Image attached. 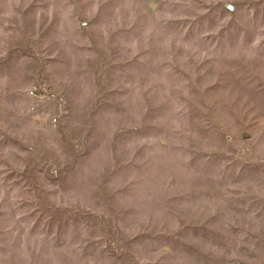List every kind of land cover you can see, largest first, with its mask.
<instances>
[{"label":"rangeland","instance_id":"1","mask_svg":"<svg viewBox=\"0 0 264 264\" xmlns=\"http://www.w3.org/2000/svg\"><path fill=\"white\" fill-rule=\"evenodd\" d=\"M0 264H264V0H0Z\"/></svg>","mask_w":264,"mask_h":264}]
</instances>
